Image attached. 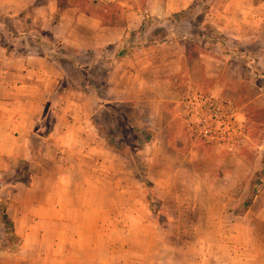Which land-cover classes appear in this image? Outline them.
Wrapping results in <instances>:
<instances>
[{"label":"rangeland","instance_id":"374dc122","mask_svg":"<svg viewBox=\"0 0 264 264\" xmlns=\"http://www.w3.org/2000/svg\"><path fill=\"white\" fill-rule=\"evenodd\" d=\"M60 1L63 8L104 24H121L120 3L144 10L148 0ZM215 1L195 0L186 15L194 36L186 41L183 72L169 80V94L155 95L151 106L112 99L108 93L109 67L96 58L111 61L112 47L99 54L59 49L74 58L76 65L62 66L72 88L90 92L86 101L93 110L84 108L76 117L97 130L96 158L82 157L88 144H74L66 153L75 176L88 179L84 225L96 226L98 242L100 237L106 241L103 249L114 250L111 264H264V36L227 46L208 21ZM262 1L249 0V5ZM16 19L0 17V44L8 55L23 56L36 50L39 32L24 40L13 28ZM149 28L153 36L137 42L164 39L163 29ZM206 58L212 59L208 74L213 77L206 73ZM58 100V95L50 98L52 104ZM52 119L50 112L41 134ZM29 145L35 155L46 146L37 140ZM15 166L0 176V219L2 207L8 213L14 186L29 182L28 164ZM141 177L153 184L151 192ZM149 193L158 200L153 207ZM252 195L250 207L243 210ZM5 244L0 221V259L15 264L11 257L22 242L18 253L4 251Z\"/></svg>","mask_w":264,"mask_h":264},{"label":"crops","instance_id":"0c3cea01","mask_svg":"<svg viewBox=\"0 0 264 264\" xmlns=\"http://www.w3.org/2000/svg\"><path fill=\"white\" fill-rule=\"evenodd\" d=\"M120 5L124 10L122 23L104 24L76 9L60 8L57 0H0V17L17 18L13 28L22 33L24 40L28 41L34 31L39 32L34 36L36 50L23 56L8 55L0 44V176L11 174L17 168L14 164L26 163L29 167V182L14 186L8 205L22 242L20 252L11 257L15 264L115 262L114 250L103 249L106 241L102 237L98 242L96 226L84 225L88 179L79 174L76 178L77 171L68 161L66 149L88 144L90 150L82 157L96 158L92 154L96 155L94 146L99 136L90 121L76 117L84 108L93 110L92 103L89 107L86 101L90 92L72 88L62 66L66 62L76 64L74 58L59 49L69 47L99 54L112 47L111 61L96 58L102 66L109 67L108 93L112 99L136 104L141 100L151 106L154 97L169 94V80L182 74L186 41L194 36L190 19H169L195 6V0H148L144 10L131 2ZM208 15L214 29L226 38L227 46H242L264 36V1L250 6L249 0H216ZM148 17L158 18L161 23L151 28L147 23L142 30ZM148 28L163 29L164 39L142 42L123 58L115 57L128 42L129 34L135 33L136 39L152 37ZM44 34L50 38L48 41L42 40ZM211 63L210 58L204 60L207 74ZM62 82L68 87L64 89ZM53 95L59 99L54 104L50 102ZM50 112L54 119L46 124L47 132L42 135L40 131ZM35 140L46 144L37 155L29 145ZM5 259L9 258L2 257L0 264Z\"/></svg>","mask_w":264,"mask_h":264},{"label":"trees","instance_id":"16d2710c","mask_svg":"<svg viewBox=\"0 0 264 264\" xmlns=\"http://www.w3.org/2000/svg\"><path fill=\"white\" fill-rule=\"evenodd\" d=\"M58 1V5L60 8H62V3L60 0H57ZM194 6H192L191 8H189L188 10L186 11H182V12H179V13H176V14H172L171 15V18L174 20V21H177V22H180V21H183V20H189L188 18H186V15L188 13H190L192 10H193ZM149 21H151V23L153 24H148L149 26H153V25H156L157 23H159V19L158 18H155V17H148L146 18V23L144 22L143 25H142V30L143 28L147 25V23H149ZM103 22V21H102ZM142 30H140L138 33L142 36ZM214 33H217L214 32ZM219 33V32H218ZM127 43L126 45L122 46L116 53V58H123L129 51H131L132 49L136 48V47H140L142 45V42H137L136 41V38H135V33H131L129 34L128 36V39H127ZM190 41V40H189ZM189 53L188 51V45L186 44V55ZM263 173H264V170H263ZM141 182L145 185V187L147 188L148 191H152L153 189V184L147 179V177H141ZM255 198V195H252L251 198L242 204V208L243 210H247L253 199ZM158 202V200H156V198L152 195V194H148L147 196V202L148 204L153 207V205L155 204V202ZM160 204V202H159ZM1 224L3 225V228H4V234H5V247H4V251L6 252H10V253H18L20 247H21V238L20 236L16 233V230H15V226H14V223L13 221L11 220V218L9 217L8 213H7V209L6 207H2V211H1Z\"/></svg>","mask_w":264,"mask_h":264},{"label":"built area","instance_id":"2783aa9c","mask_svg":"<svg viewBox=\"0 0 264 264\" xmlns=\"http://www.w3.org/2000/svg\"><path fill=\"white\" fill-rule=\"evenodd\" d=\"M117 1H119V3H120L121 0H117Z\"/></svg>","mask_w":264,"mask_h":264}]
</instances>
